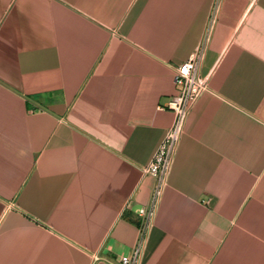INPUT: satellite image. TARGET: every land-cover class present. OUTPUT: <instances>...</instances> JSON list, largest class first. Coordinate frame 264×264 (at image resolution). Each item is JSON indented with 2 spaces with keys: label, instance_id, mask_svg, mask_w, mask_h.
Instances as JSON below:
<instances>
[{
  "label": "crops",
  "instance_id": "obj_1",
  "mask_svg": "<svg viewBox=\"0 0 264 264\" xmlns=\"http://www.w3.org/2000/svg\"><path fill=\"white\" fill-rule=\"evenodd\" d=\"M214 2L0 0V264L130 254ZM206 44L141 264H264V0H221Z\"/></svg>",
  "mask_w": 264,
  "mask_h": 264
},
{
  "label": "built area",
  "instance_id": "obj_2",
  "mask_svg": "<svg viewBox=\"0 0 264 264\" xmlns=\"http://www.w3.org/2000/svg\"><path fill=\"white\" fill-rule=\"evenodd\" d=\"M220 3L221 0L214 2L209 26L201 45L186 62L176 69L175 83L178 87V93L167 104V108L175 113V120L159 145L152 161L144 168V173L152 175L155 181L149 201L138 210L139 236L137 242L130 254L121 257L120 264H141L143 249L168 184L189 114L199 97L208 90V79L201 77L199 70L206 54L208 34ZM95 260L98 261L99 258Z\"/></svg>",
  "mask_w": 264,
  "mask_h": 264
}]
</instances>
